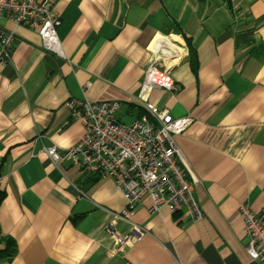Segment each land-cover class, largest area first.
Returning <instances> with one entry per match:
<instances>
[{
    "label": "crops",
    "instance_id": "obj_1",
    "mask_svg": "<svg viewBox=\"0 0 264 264\" xmlns=\"http://www.w3.org/2000/svg\"><path fill=\"white\" fill-rule=\"evenodd\" d=\"M56 10L64 60L41 49L37 31L0 19L15 35L0 62V231L14 253L1 243L0 264H260L246 252L240 209L264 207V0H57ZM172 33L185 42L176 64L158 39ZM152 65L176 90L154 89L149 102L192 119L175 141L197 222L152 211L149 198L126 221L114 180L59 171L42 153L84 137L70 102L116 101L120 122L140 119ZM135 227L142 236L121 243Z\"/></svg>",
    "mask_w": 264,
    "mask_h": 264
},
{
    "label": "built area",
    "instance_id": "obj_2",
    "mask_svg": "<svg viewBox=\"0 0 264 264\" xmlns=\"http://www.w3.org/2000/svg\"><path fill=\"white\" fill-rule=\"evenodd\" d=\"M57 0H0V19L37 31L41 49L59 59H66L60 39L62 21L56 10ZM15 35L0 26V62L11 60ZM154 89L176 90L173 77L158 66H150L142 82L138 100L145 114L132 122H120L116 115L121 104L112 102H70L71 118L81 121L84 137L74 146L60 150L44 148L59 171L65 164L90 175L115 181L126 206L121 217L131 221L137 205L145 198L152 211L166 208L171 214L183 213L194 221L204 218L195 197V181L183 170V159L175 137L191 125L190 117L174 118L149 102ZM247 237L245 249L252 261L264 264V207L253 212L241 206ZM142 236L138 227L121 239L137 241Z\"/></svg>",
    "mask_w": 264,
    "mask_h": 264
},
{
    "label": "bare ground",
    "instance_id": "obj_3",
    "mask_svg": "<svg viewBox=\"0 0 264 264\" xmlns=\"http://www.w3.org/2000/svg\"><path fill=\"white\" fill-rule=\"evenodd\" d=\"M158 39L159 41L166 43L168 47L174 48L176 50L177 58L174 60L173 64L178 63L184 54L182 49V47L185 45L184 40L175 33H172L169 37H159Z\"/></svg>",
    "mask_w": 264,
    "mask_h": 264
},
{
    "label": "trees",
    "instance_id": "obj_4",
    "mask_svg": "<svg viewBox=\"0 0 264 264\" xmlns=\"http://www.w3.org/2000/svg\"><path fill=\"white\" fill-rule=\"evenodd\" d=\"M200 3H205L206 0H198ZM189 48H190V52H191V61H194L195 60V53L192 51V47L191 45L189 44ZM1 243H6L7 244V250H9V254L6 253V256L10 257L13 255L14 253V250H12V248H14V242L12 239L10 238H4L2 235H1V231H0V244Z\"/></svg>",
    "mask_w": 264,
    "mask_h": 264
},
{
    "label": "rangeland",
    "instance_id": "obj_5",
    "mask_svg": "<svg viewBox=\"0 0 264 264\" xmlns=\"http://www.w3.org/2000/svg\"><path fill=\"white\" fill-rule=\"evenodd\" d=\"M124 123H127V124H129V120H125V121H124Z\"/></svg>",
    "mask_w": 264,
    "mask_h": 264
}]
</instances>
